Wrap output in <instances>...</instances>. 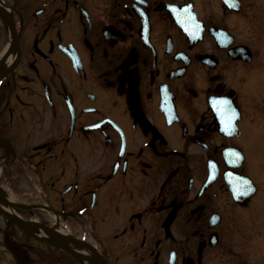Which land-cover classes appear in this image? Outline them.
I'll return each mask as SVG.
<instances>
[{
    "label": "flooded vegetation",
    "instance_id": "obj_1",
    "mask_svg": "<svg viewBox=\"0 0 264 264\" xmlns=\"http://www.w3.org/2000/svg\"><path fill=\"white\" fill-rule=\"evenodd\" d=\"M238 2L0 0V183L72 252L32 238L34 264H264V10Z\"/></svg>",
    "mask_w": 264,
    "mask_h": 264
},
{
    "label": "rangeland",
    "instance_id": "obj_2",
    "mask_svg": "<svg viewBox=\"0 0 264 264\" xmlns=\"http://www.w3.org/2000/svg\"><path fill=\"white\" fill-rule=\"evenodd\" d=\"M255 1L256 6H262V10H264V0H251ZM258 26L264 29V20L259 22V24L253 23L251 25L253 31H255L254 39H256L258 34ZM262 89H264V85L261 86ZM1 187L3 188L5 194L9 195L11 198L13 197L15 200H17V203L24 202V198L17 195V186L16 184L9 183V182H1ZM10 187L13 188L12 192L10 190ZM38 189V187L36 186ZM24 190V189H23ZM17 195V197H15ZM26 197V196H25ZM17 198V199H16ZM15 209V208H14ZM5 220L0 217V264H12L11 263V255L9 254L8 250H12L15 253V256L18 258L19 262L21 264H34L37 257L29 248V246L32 244L31 239L25 238V235L23 231H20L19 229L15 228L16 230L12 232L13 235H5L2 236L5 232L6 226H4ZM4 232V233H3ZM27 233V232H26ZM257 241L262 248H264V230L260 232V235L258 236ZM25 243L26 246L23 244Z\"/></svg>",
    "mask_w": 264,
    "mask_h": 264
},
{
    "label": "bare ground",
    "instance_id": "obj_3",
    "mask_svg": "<svg viewBox=\"0 0 264 264\" xmlns=\"http://www.w3.org/2000/svg\"><path fill=\"white\" fill-rule=\"evenodd\" d=\"M14 204H15V201L10 196L8 198L3 199V200H2V198H0V208L3 211H5L7 214H9L10 216L17 217V214L15 213V210L13 208ZM27 230L29 233L35 234L31 228H27ZM54 232L57 236H60V237L66 236V233L61 228L55 229ZM36 235L38 237L44 239V240L50 241V236L48 235V233H46L44 231H40Z\"/></svg>",
    "mask_w": 264,
    "mask_h": 264
},
{
    "label": "water",
    "instance_id": "obj_4",
    "mask_svg": "<svg viewBox=\"0 0 264 264\" xmlns=\"http://www.w3.org/2000/svg\"><path fill=\"white\" fill-rule=\"evenodd\" d=\"M0 214L2 216H4L5 218H7L8 220H10L13 224L19 226L22 229L32 228V227H35L36 226V224L28 223V222H23V221H20V220L15 219V218H12L11 216L5 214L4 212H0Z\"/></svg>",
    "mask_w": 264,
    "mask_h": 264
}]
</instances>
